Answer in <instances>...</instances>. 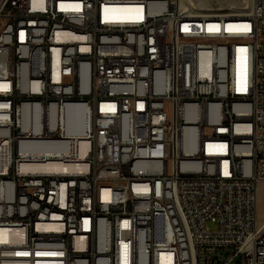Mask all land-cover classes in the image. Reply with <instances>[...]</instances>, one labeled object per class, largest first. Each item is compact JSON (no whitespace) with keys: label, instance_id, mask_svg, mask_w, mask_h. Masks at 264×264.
I'll return each instance as SVG.
<instances>
[{"label":"built area","instance_id":"2783aa9c","mask_svg":"<svg viewBox=\"0 0 264 264\" xmlns=\"http://www.w3.org/2000/svg\"><path fill=\"white\" fill-rule=\"evenodd\" d=\"M229 10L0 0V264H262L264 0Z\"/></svg>","mask_w":264,"mask_h":264},{"label":"bare ground","instance_id":"6f19581e","mask_svg":"<svg viewBox=\"0 0 264 264\" xmlns=\"http://www.w3.org/2000/svg\"><path fill=\"white\" fill-rule=\"evenodd\" d=\"M218 5H227L230 8V12L233 13H246L250 8L251 0H216ZM13 25L12 16H0V34H8ZM73 122H68L67 131L74 133H81L83 129V121H76V128H73L75 125H72ZM80 147L83 146L84 141L80 139ZM196 140L187 141V149H195ZM52 148H38L34 149L35 151H46L51 150ZM36 167L42 169H65L68 170L70 167L61 165L56 162H46L44 164H37ZM141 183H148V176H141ZM143 191H152V184H143ZM8 231L5 229H0V244H3V240L8 238ZM262 237H264V229H262ZM71 262H78V255H71ZM262 264H264V257H262Z\"/></svg>","mask_w":264,"mask_h":264},{"label":"rangeland","instance_id":"374dc122","mask_svg":"<svg viewBox=\"0 0 264 264\" xmlns=\"http://www.w3.org/2000/svg\"><path fill=\"white\" fill-rule=\"evenodd\" d=\"M257 207H258V220L259 222H261L263 220V207H264L262 186L259 187Z\"/></svg>","mask_w":264,"mask_h":264}]
</instances>
